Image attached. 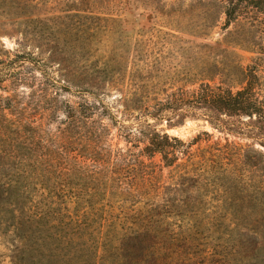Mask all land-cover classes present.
I'll use <instances>...</instances> for the list:
<instances>
[{"label": "rangeland", "instance_id": "obj_1", "mask_svg": "<svg viewBox=\"0 0 264 264\" xmlns=\"http://www.w3.org/2000/svg\"><path fill=\"white\" fill-rule=\"evenodd\" d=\"M225 22L214 0H0V126L18 128L0 139V264L24 258L25 264H106L96 260L90 234L127 232L139 214L157 206L164 207L148 218L157 227L192 236L187 264H206V254L221 253L236 221H216L217 202L208 195L198 205L203 213L197 222H177L165 207L175 198L173 174L160 155L142 154L145 144L137 147L135 140L141 130L185 142L207 132L213 141L236 143L249 157L252 151L264 155V136L252 135L248 119L213 117L206 110L154 112L180 88L233 85L227 81L232 75L264 59L261 26L238 20L226 28ZM97 98L110 111L98 112L89 126L102 128L103 136L88 139V128H78L64 146L67 106L82 111ZM58 148L82 156L80 164H51ZM130 149L144 164L130 162L120 176L102 178L104 185L92 178H98L94 161L83 162L102 153L112 164L118 152ZM251 169L242 168L241 186L256 187L233 202L242 211V260L264 264V246L252 251L264 236V198L253 190L264 186V172ZM147 173L154 187L148 194L127 184ZM105 245L110 242L100 243ZM108 256L114 260L112 252Z\"/></svg>", "mask_w": 264, "mask_h": 264}, {"label": "trees", "instance_id": "obj_2", "mask_svg": "<svg viewBox=\"0 0 264 264\" xmlns=\"http://www.w3.org/2000/svg\"><path fill=\"white\" fill-rule=\"evenodd\" d=\"M214 5L224 14L226 28L238 20H245L250 22L252 26H261L264 33V0H214ZM260 50V53L264 55V47L260 46ZM262 64H264V59L257 58L254 64L238 70V74L232 75L227 80L233 85L202 82L193 90H188L185 87L180 88L176 93L168 96L165 102L157 104L156 107L158 108L154 107V112L158 113L165 110L174 112L179 110L185 112L206 110L212 113L213 117L235 118L239 121L248 119L249 123H247V126L253 132L252 135L254 137H263L264 75L261 69ZM18 73L14 71L12 75L19 76ZM16 79L18 83L23 81L22 78ZM239 80H241L239 86H234V82ZM67 108L68 121L64 126L65 128L60 132L63 140L61 143L64 146H67L65 143L69 136L78 128H88V139H100L103 136L104 130L102 128L89 126L98 112L101 115H105L110 111L103 100L98 99L96 103L92 104L86 103L82 111L69 105ZM79 119H82V122H79ZM217 121L220 122V120ZM9 124L0 126V139L10 138L14 134H18V128L14 127V123L10 122ZM97 130L99 131L97 132ZM135 142L137 147L141 143L145 144V147L141 150L142 154H146L149 157L160 155L165 167L170 169L173 174V180H176V187L172 194L175 198L165 200L167 202L165 207L176 213L175 220L177 222L186 220L197 222L203 213V209L198 205L205 201L208 195H213L211 200L217 202L215 207L217 211L214 213L216 221L225 223L228 219L231 220L230 218L236 221V227L230 232L231 241L223 246L220 254L215 252L206 254L204 256L207 260L206 264H245V261L242 260V247H244V244L238 223L242 211L240 206L234 205V202L239 203L241 200L239 197L241 191H245L246 188L256 187H249V185L245 184L241 186L242 181L240 178L242 175H240V172L242 173V168L250 166L252 174L254 172H264V155L260 152L252 151L254 156L249 157L247 151L236 143L230 142L228 139H226L225 143H222L221 140L213 141V136L207 132L198 134L185 142L167 133L162 134L156 130H141L139 138ZM135 144H133V147H135ZM50 152L52 151L50 150ZM54 153H56L57 159L49 160L51 164L55 162L59 164H70V162L80 164L78 159L82 157L77 153L75 156L74 153L68 154L66 151L60 150V148ZM98 157L99 159L91 157L82 161L85 163L89 160L94 161L96 173L95 171L93 173L98 178H92L97 179L100 185H104L102 178L120 176L130 162L138 161L139 163L140 161L135 158L131 149L125 154L118 152L115 155V162L112 164V158L106 154L98 153ZM140 163L144 164L141 161ZM110 167L112 171H110ZM63 170L66 172L65 169ZM152 178L153 175L147 173L142 175L141 182L134 183L135 181H131L127 184L130 187H137L132 189L138 192H146L145 190L149 187L150 190L154 188ZM212 187L214 191L209 190ZM95 189L96 191H102L103 188ZM202 190L204 191L203 193L201 192ZM253 190L257 194L262 195L261 198H264V186H258ZM162 207L164 206H157L158 209ZM158 209L151 208L145 213L139 214L134 226L127 232H110L106 236L99 231L95 236L93 233L90 234L93 240L97 241V249H95L96 260H104L106 264H115L119 260L127 261L128 264H187V262L191 261L190 257L192 255L186 252V248L191 245L192 236H183V233H176L167 229L163 230L160 226L157 227L148 218H154ZM113 238L116 240L114 243ZM262 239L263 241H258L255 244L252 251L264 246V236ZM106 241L110 242V245H105L102 249L100 243L102 245ZM111 252L114 255V260L109 259L110 256L108 254H111ZM137 253H139V256H136ZM24 259L20 264H25V262L23 263ZM53 263L58 264V261Z\"/></svg>", "mask_w": 264, "mask_h": 264}]
</instances>
